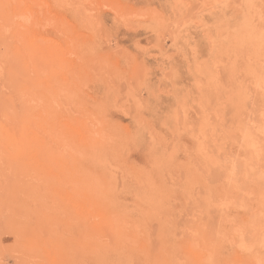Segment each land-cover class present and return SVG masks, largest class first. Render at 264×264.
I'll list each match as a JSON object with an SVG mask.
<instances>
[{"label":"rangeland","instance_id":"rangeland-1","mask_svg":"<svg viewBox=\"0 0 264 264\" xmlns=\"http://www.w3.org/2000/svg\"><path fill=\"white\" fill-rule=\"evenodd\" d=\"M0 264H264V0H0Z\"/></svg>","mask_w":264,"mask_h":264}]
</instances>
